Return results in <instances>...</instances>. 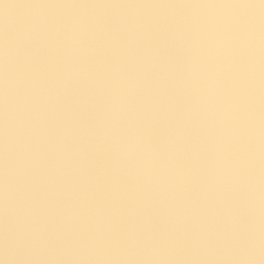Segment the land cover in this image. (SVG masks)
I'll return each mask as SVG.
<instances>
[{
  "label": "rangeland",
  "instance_id": "1",
  "mask_svg": "<svg viewBox=\"0 0 264 264\" xmlns=\"http://www.w3.org/2000/svg\"><path fill=\"white\" fill-rule=\"evenodd\" d=\"M244 6L228 0H0V248L8 222L3 45L10 38L38 39L40 13L47 9L61 29L57 47L63 52L57 56L44 43L36 49L52 110L43 129L42 159L18 181L20 205L34 203L37 218L46 226L44 242L30 257L7 261L0 254V264H264V187H257L256 194L246 185L236 187L243 191L242 200L226 203L222 209L231 212L226 210L225 218L211 203L174 198V185L185 182L186 186L187 178L193 177L190 145L180 133L188 121L199 129L204 122L213 123L206 129L209 146L225 150L219 161L227 168L237 158L244 160L243 165L264 163V138L258 131H252L254 136L246 137L239 147L219 138L222 125L200 102V83L193 74L197 65L217 62L215 52L204 46L212 45V36L205 41L199 27L218 10ZM77 22L83 27L73 41L69 29ZM252 46L263 50L264 42ZM32 51L29 46L22 53V67ZM65 61L77 64L81 71L65 72ZM222 63L227 69V62ZM121 76L134 79L136 86L112 111L107 100L119 90ZM260 79L264 85V76ZM230 82V72L225 70L222 93ZM254 112L264 122V104ZM125 118L129 119L127 132L137 125L136 130L147 134L152 147L149 173L159 182L157 195L147 203L113 204L108 216L105 207L91 212L97 196L112 190L97 178L106 177L100 166L116 161L113 150L107 153L116 137L100 138V128H123ZM115 151L117 157L120 148ZM248 173L261 177L264 171L255 168ZM125 174L126 183L136 175L132 168ZM208 189L200 186L199 192L210 193ZM92 194L95 199L89 198ZM154 240L174 244L168 251L151 252Z\"/></svg>",
  "mask_w": 264,
  "mask_h": 264
},
{
  "label": "clouds",
  "instance_id": "2",
  "mask_svg": "<svg viewBox=\"0 0 264 264\" xmlns=\"http://www.w3.org/2000/svg\"><path fill=\"white\" fill-rule=\"evenodd\" d=\"M40 36L29 35L24 40L8 39L2 50L3 55V88H4V149H5V210L8 218L5 229L3 247L0 254L3 259L13 261L30 257L43 244L46 226L37 218L39 213L36 205L26 202L20 205L17 197L18 181L42 159L41 148L44 143L43 129L51 115V97L46 77L41 71L36 49L44 43L52 47L57 56L63 52L57 47V33L60 27L49 17L47 9L40 13ZM83 25L73 23L69 31V39L75 41ZM196 26L194 25V28ZM254 25L250 15L242 8L218 10L212 19L199 27V32L206 41L212 36V45L204 44L216 54V63L197 65L194 78L200 83V102L219 120L222 127L219 132L221 140L230 141L239 147L250 138V130L245 122L250 118L251 111L246 110L244 88L251 57L245 58V49L253 42ZM31 46L33 51L25 56L23 67L20 63L22 53ZM222 61L227 62V69ZM227 70L231 75V87L221 98L217 110V97L222 91L221 76ZM64 71L78 74L81 69L75 63L64 62ZM119 90L107 100L109 110H117L135 86L136 81L127 76L120 77ZM122 154L141 162L144 171L150 167L152 147L143 129H137L132 135L124 138L120 144ZM170 161L169 164H174ZM244 160L237 158L228 167V171L237 175ZM58 167V165H57ZM101 244L106 243L98 240ZM174 242L171 240H154L151 252L168 251Z\"/></svg>",
  "mask_w": 264,
  "mask_h": 264
},
{
  "label": "crops",
  "instance_id": "3",
  "mask_svg": "<svg viewBox=\"0 0 264 264\" xmlns=\"http://www.w3.org/2000/svg\"><path fill=\"white\" fill-rule=\"evenodd\" d=\"M228 1L234 5L239 3L241 6H243L244 4L245 6L243 7V10L246 9L245 11L250 15V17H256L261 11L264 10V0ZM244 56L246 59L249 57H251L252 59V64L249 66L244 88L245 108L246 110H250L252 114L250 118L245 122V128L250 130L251 135L254 136V133L252 131L256 130L258 131L257 134H259V138H264V122L257 115V112L256 114L254 112L255 110L259 111L260 107L264 104V85H261L262 81L260 79L264 76V49L258 50L254 48L251 44L250 48L245 49ZM230 87L231 82L229 85L226 84V90L228 91ZM226 90L223 93L220 92V98H222L223 95L227 92ZM219 100L220 101L217 103V110H219L221 104V99ZM206 114L207 112L205 113V115ZM122 124H124L123 128H111L102 125L99 133L100 138L116 137V139H113L112 145L108 146L107 148L109 149L107 153H110L112 150L114 151L113 157L116 158V161L114 163H106L100 166L101 168H104V171H106L105 178H102V175L99 176L97 174V178L101 177L100 180H104L105 185H111L112 190L106 191L104 193H101L102 195L97 196V200L94 201L95 206L92 207L91 211L95 212L98 211L100 207H105L104 211L106 216L111 214L110 208L113 204H117L120 202H127L126 204L130 202L132 204L151 202L156 197V191L158 190L157 184L159 182H157L156 179H151L150 175L152 174L149 173L150 167L148 171H144L143 166L139 160L129 158L126 155L122 154L120 144L126 136L134 134L137 128V125H135L132 126L130 131H126L129 124L128 118H125ZM203 124L204 128L202 129H199L198 124L193 125L192 123H190V121L187 122L186 126H181L180 133L185 135V137L187 138V142L190 145L189 150L190 155L192 156L191 161H193L191 164V168L193 170V177L192 179L187 178L188 182L186 183V186L184 185L185 182L182 184V186H179V183L174 185V191L176 193V196L174 198L180 197L181 199H183V201L186 202L196 201L211 203L213 206H209L217 210V215L220 218H225V212H227L226 210L229 209L222 208H225L226 203L242 200V198H240L239 196L243 194V191H239L236 187L240 185H246L251 188V191L253 190V194H256V191L259 190L257 187H264V174L261 177H254L248 173L249 169L253 170L255 168H260V170L264 171V163L260 165L251 164V166L250 163H246L242 166L240 174L238 173L237 175H234V177H231V174L227 176L228 168L225 165L226 163L219 161V155L221 153L225 154V150L221 151V149L217 150V147L215 146H209L211 143V139L206 129L210 130L211 126H213V123L204 122ZM117 147L120 148V151L119 155L116 157V155L118 154L115 153ZM131 168L135 170L136 175L134 177H131V179H128L127 177L128 182L126 183L125 177L128 176V174L126 175L125 171L131 172ZM107 170H110L112 174H107ZM243 171H246V174L242 173ZM179 177L182 179L184 178L183 175H179ZM232 185L235 187L234 190L231 188H227L231 187ZM183 186H185L186 193L182 192L184 191ZM200 186H206L207 189L209 188L210 193L199 192ZM154 188L156 189L155 191L153 190ZM195 190L196 192H194ZM188 191H191L192 193H188ZM100 192L101 191H97V193ZM97 193L95 195H98ZM261 194H264V192ZM95 195L92 194L89 196V198L95 199ZM82 200L84 201V199ZM100 203H102V205H100ZM81 213L82 211L80 212V215H82ZM223 228L225 231L227 230L226 227Z\"/></svg>",
  "mask_w": 264,
  "mask_h": 264
},
{
  "label": "built area",
  "instance_id": "4",
  "mask_svg": "<svg viewBox=\"0 0 264 264\" xmlns=\"http://www.w3.org/2000/svg\"><path fill=\"white\" fill-rule=\"evenodd\" d=\"M254 25V38L253 44L259 45L264 42V10L261 11L256 17H251Z\"/></svg>",
  "mask_w": 264,
  "mask_h": 264
}]
</instances>
